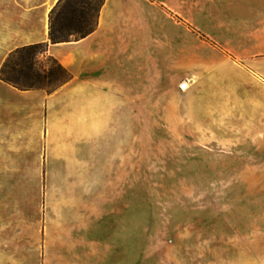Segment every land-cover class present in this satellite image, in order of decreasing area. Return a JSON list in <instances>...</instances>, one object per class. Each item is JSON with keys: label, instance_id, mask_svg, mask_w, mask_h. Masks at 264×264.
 <instances>
[{"label": "rangeland", "instance_id": "rangeland-1", "mask_svg": "<svg viewBox=\"0 0 264 264\" xmlns=\"http://www.w3.org/2000/svg\"><path fill=\"white\" fill-rule=\"evenodd\" d=\"M131 1L133 116L83 165L94 178L38 181L7 264H223L228 236L264 235V134L239 82L264 0Z\"/></svg>", "mask_w": 264, "mask_h": 264}, {"label": "crops", "instance_id": "crops-1", "mask_svg": "<svg viewBox=\"0 0 264 264\" xmlns=\"http://www.w3.org/2000/svg\"><path fill=\"white\" fill-rule=\"evenodd\" d=\"M58 2L0 0V69L16 49L49 42L50 13ZM131 3L105 0L94 33L50 44L48 54L73 76L56 92L23 91L0 80V264H7L9 247L16 259L23 237L20 230L16 233L29 224L24 216L37 204L38 181L94 178L92 170L80 176L83 165L97 159L102 163L108 146L104 135L118 129L120 121L128 126L135 74L134 29L128 27ZM251 48L252 55L240 56L239 82L245 90L253 84L254 92L245 96L240 109L251 111L241 115L246 129L259 135L264 134V23ZM226 239L234 246H228L223 264H264V235ZM100 245L97 254L112 253L113 238Z\"/></svg>", "mask_w": 264, "mask_h": 264}, {"label": "trees", "instance_id": "trees-1", "mask_svg": "<svg viewBox=\"0 0 264 264\" xmlns=\"http://www.w3.org/2000/svg\"><path fill=\"white\" fill-rule=\"evenodd\" d=\"M105 0H59L50 13L49 42L11 52L0 69V80L23 91L54 93L72 74L48 54L50 44L79 41L94 33Z\"/></svg>", "mask_w": 264, "mask_h": 264}, {"label": "bare ground", "instance_id": "bare-ground-1", "mask_svg": "<svg viewBox=\"0 0 264 264\" xmlns=\"http://www.w3.org/2000/svg\"><path fill=\"white\" fill-rule=\"evenodd\" d=\"M186 88H188V85L184 84L183 89H186Z\"/></svg>", "mask_w": 264, "mask_h": 264}]
</instances>
